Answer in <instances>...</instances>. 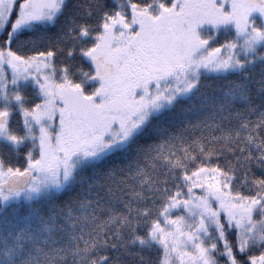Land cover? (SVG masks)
<instances>
[{"label":"snow or ice","instance_id":"obj_1","mask_svg":"<svg viewBox=\"0 0 264 264\" xmlns=\"http://www.w3.org/2000/svg\"><path fill=\"white\" fill-rule=\"evenodd\" d=\"M0 264H264V0H0Z\"/></svg>","mask_w":264,"mask_h":264}]
</instances>
